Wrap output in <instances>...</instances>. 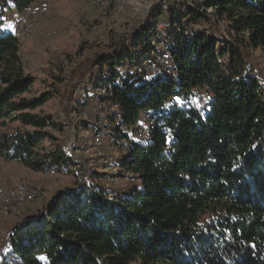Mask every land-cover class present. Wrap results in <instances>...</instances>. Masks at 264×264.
<instances>
[{
  "label": "trees",
  "instance_id": "16d2710c",
  "mask_svg": "<svg viewBox=\"0 0 264 264\" xmlns=\"http://www.w3.org/2000/svg\"><path fill=\"white\" fill-rule=\"evenodd\" d=\"M34 1L5 6L22 13ZM168 1L164 19L178 32L165 51L151 44L157 20L138 36L144 59L165 57L174 74L121 75L118 68L142 64L123 40L113 54L73 70L77 82L93 80L92 89L110 86L111 96L101 100L115 108L109 116L115 140L129 143L116 165L124 185L91 178L59 191L14 229L0 264H264V76L251 59L252 50L264 49V0ZM198 20L204 26L186 29ZM219 21L226 22L228 39ZM3 23L0 127L19 120L31 129L0 133V157L70 173L79 165L55 143L53 131L61 128L50 115L32 113L49 93L24 95L34 78ZM143 114L150 117L151 139H127Z\"/></svg>",
  "mask_w": 264,
  "mask_h": 264
},
{
  "label": "rangeland",
  "instance_id": "374dc122",
  "mask_svg": "<svg viewBox=\"0 0 264 264\" xmlns=\"http://www.w3.org/2000/svg\"><path fill=\"white\" fill-rule=\"evenodd\" d=\"M9 1L0 0V21L4 22L6 27L9 25L7 30L10 31V26L18 20L28 19L34 23L33 32L19 40V55L25 73L34 78L33 85L24 95L33 97L49 93V99L32 113L52 117L61 128L60 131L51 130L57 138L55 143L60 144L65 153L79 166L72 168L70 173L56 169L33 170L19 162L7 161L0 157V189L24 183L36 191L33 200L22 205L19 215H3L0 212V253L5 247H11L10 236L23 219L29 214L43 211L59 191L78 189L91 178L93 182L107 186L124 185L123 179L116 178L118 161L115 160V152L128 149L129 143L127 140H115V145L108 143V135H114L115 124L103 125L96 104L101 99L95 95V89H92L93 80L88 82L87 76L86 80L77 82L74 77L76 72L73 73V70L84 68L85 63L92 58L110 52L113 54L123 40L127 51H132L135 57H140L142 64L117 67L121 75L142 71L145 78L152 79L157 75L174 74L167 58L157 55L155 60L144 59L141 55L138 35L156 20L155 25L167 16L166 12L160 13L158 0H126L125 6L117 12L112 7H96L90 0H35L22 13L9 10L5 6ZM204 23L198 20L196 24H189L186 29L197 30L204 26ZM218 28L228 39L231 34L226 22L219 21ZM177 32V28H167L158 35L159 38L155 37L156 42L151 43L156 52L162 54L172 35ZM251 59L264 76V49L252 50ZM103 70L106 73L107 69ZM70 91L72 101H68ZM95 124L102 129L101 146L92 142L91 127ZM30 129L29 125H23L19 120H7L6 125L0 127V133L12 134ZM127 132V139L145 142V137L136 130ZM82 144H88V151L83 150ZM43 145L50 148L52 144L44 141ZM131 264L141 263L136 261Z\"/></svg>",
  "mask_w": 264,
  "mask_h": 264
},
{
  "label": "built area",
  "instance_id": "2783aa9c",
  "mask_svg": "<svg viewBox=\"0 0 264 264\" xmlns=\"http://www.w3.org/2000/svg\"><path fill=\"white\" fill-rule=\"evenodd\" d=\"M93 5L100 8L105 7H112L114 11H121L122 8L126 4V0H90ZM188 3L197 2L201 5L204 4V0H186ZM159 2V9L161 12H167L169 7V1L168 0H158ZM207 12H211L212 10L206 9ZM177 24L170 23L167 19H163L162 21L158 22L155 25L154 28V34L155 37L160 35L163 31H165L167 28H177ZM34 29V23L32 20L28 19H22L18 20L16 23L10 26V32L15 36L18 40L22 39V37L30 34L33 32ZM178 29V28H177ZM159 38V36H158ZM155 39L152 41L154 42ZM156 42V41H155ZM161 44H163L162 40H160ZM152 44V43H151ZM95 95H97L98 98L102 97H108L111 96V89L110 86L107 84H102L95 88ZM96 98V96H94ZM198 103H205L206 98H199L197 100ZM97 108H99L100 112V118L101 122H103L104 126H109V116L112 114V112L115 110L114 107L110 108L108 103L106 101H99L96 103ZM99 125L95 124L91 127L92 130V142L96 146H101L102 144V136L101 132L98 131ZM138 132L140 135L145 137V141H149L152 137V127L150 123V117L149 114H143L142 118L139 123ZM107 141L110 145H115L116 141L113 135H108ZM83 150L88 151V144L81 145ZM99 153V149H98ZM127 153V149H124L121 152H115V160L119 161L121 159V156ZM36 194V191L29 188L28 185L24 183H17L15 186L6 188V189H0V212L3 215H19L20 210L23 204H25L28 201H32L34 196ZM11 247L7 248L5 247L4 250L0 253V257L4 256Z\"/></svg>",
  "mask_w": 264,
  "mask_h": 264
},
{
  "label": "snow or ice",
  "instance_id": "6c2138e0",
  "mask_svg": "<svg viewBox=\"0 0 264 264\" xmlns=\"http://www.w3.org/2000/svg\"><path fill=\"white\" fill-rule=\"evenodd\" d=\"M175 99L177 100V103L180 102V98L179 97H175ZM43 259V258H42Z\"/></svg>",
  "mask_w": 264,
  "mask_h": 264
},
{
  "label": "crops",
  "instance_id": "0c3cea01",
  "mask_svg": "<svg viewBox=\"0 0 264 264\" xmlns=\"http://www.w3.org/2000/svg\"><path fill=\"white\" fill-rule=\"evenodd\" d=\"M9 26V25H8Z\"/></svg>",
  "mask_w": 264,
  "mask_h": 264
}]
</instances>
